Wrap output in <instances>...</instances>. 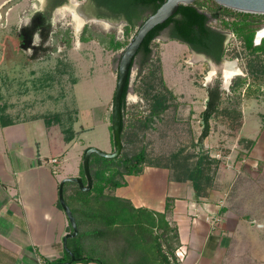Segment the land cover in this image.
Here are the masks:
<instances>
[{"label":"rangeland","instance_id":"374dc122","mask_svg":"<svg viewBox=\"0 0 264 264\" xmlns=\"http://www.w3.org/2000/svg\"><path fill=\"white\" fill-rule=\"evenodd\" d=\"M43 1L0 0V106L3 107L4 114L12 120L38 115H57L63 127H69L73 123L76 131H82L80 134L85 141L84 147L95 146L108 151L111 134L108 127L116 85L117 63L123 49L106 48L108 34L113 33L116 40L127 43L138 25L136 23L128 28L126 23H120L119 19L110 17L120 23V26L105 28L87 19L77 33L74 15L66 9H71L83 18L96 9L89 0H66L56 7L60 9L58 13H53L56 8L52 11V30L45 43L48 50L37 58H31L30 49L19 48L16 31L29 20L32 13L42 9ZM197 2L201 9L212 12L213 3L208 0ZM258 15H263L256 16L258 21L264 20V14ZM209 24L219 26L211 19ZM82 33L85 37L92 38L82 41ZM234 36L230 38L224 58L236 62L239 75L231 78L234 80L233 86L227 87L226 80L223 83L224 92L219 108L209 122L212 140H208V134L200 143L197 141L201 131L197 109H202L204 105L206 86L214 76H222L223 63L214 66L211 72L213 65L198 57L188 45L178 40H169L167 35L162 33L153 40L152 48L153 57L157 56L159 51L164 54L163 66H160L162 76L164 67L165 79L163 76L161 82L157 73L150 82L152 87H147L141 84L147 73L143 72L142 78L137 81L138 65H132L124 109L126 129L121 153L123 156L131 155L143 148L146 153L145 160L150 163L177 162L191 165L199 153L210 155V142L213 143L212 148L221 151L220 156L210 155L211 158L217 159L218 163L226 162L229 151L233 152L236 147L239 150L242 148L235 159L234 154L232 155L233 168L228 172V180L232 177V181L228 184L230 186L227 188L225 204L240 217L251 221V224L263 226L264 229V132H259L258 136V143L262 148L255 146L251 155H247L251 149L248 144L235 145L239 119L243 115L247 117V122L242 132H255L257 122L251 117L260 122L264 131V50L251 52L244 47L240 37ZM37 41L36 37L35 43ZM156 63L154 62V65ZM164 87L174 96L170 107L161 116L153 118L148 121L147 126L142 127L141 123L148 116L149 102L144 95L148 97V93L165 91ZM102 108L108 127L97 121V118H100L99 109ZM113 163L119 164L118 160ZM237 169L239 171L234 172ZM99 202L96 200L93 206L96 207ZM99 207L100 210L103 208ZM136 217L135 212L123 207L118 217L122 220V226L117 227V230L123 234L126 232L130 239L128 244L140 247L143 245L151 249L154 241L151 238L143 241L149 237V233L147 231L146 236L139 230L141 228L138 229ZM151 230L157 234V230L150 224L149 231ZM89 254L102 258L100 252Z\"/></svg>","mask_w":264,"mask_h":264},{"label":"crops","instance_id":"0c3cea01","mask_svg":"<svg viewBox=\"0 0 264 264\" xmlns=\"http://www.w3.org/2000/svg\"><path fill=\"white\" fill-rule=\"evenodd\" d=\"M163 55L159 51L162 66ZM162 70L165 79L164 67ZM202 109H197V114ZM99 112L97 121L108 127L103 108ZM251 118L257 122L255 132H242L247 122L243 115L235 138L236 146L253 142L249 152L244 149L247 155L255 146L260 147L259 132H264L260 122ZM73 130L74 137L66 142L59 125L53 121L46 125L43 115L0 123V264H113L103 262L105 256L81 260L73 255L72 250L86 255L88 249L98 253L103 247L98 240L101 234L95 239L87 236V221L77 217L78 204L69 193L63 199L74 217L77 232L63 243V237L72 232V225L59 202V183L66 177L84 176L80 163L82 152L88 147L83 146L82 131ZM208 140H212L210 134ZM108 144V151H112L111 134ZM212 144H208L209 154L220 156L221 151L212 148ZM240 150L236 147L227 153L226 162L219 163L211 185L198 197L191 181L180 174L177 165L169 163L144 164L137 173H123L110 193L135 208L166 212L177 228L179 264H264L263 226L251 224L225 204L232 181V177L228 180V172L233 168V156L235 159ZM52 158L57 161L51 162ZM216 215L221 220L213 224ZM97 227L102 228V224ZM78 232L83 234L78 237Z\"/></svg>","mask_w":264,"mask_h":264},{"label":"trees","instance_id":"16d2710c","mask_svg":"<svg viewBox=\"0 0 264 264\" xmlns=\"http://www.w3.org/2000/svg\"><path fill=\"white\" fill-rule=\"evenodd\" d=\"M164 1L165 0H89L91 5L96 9V16L107 18L113 17L115 19L122 17L126 20L128 28L133 27L136 23L139 25L141 20L145 19L148 14L154 13ZM208 1L214 5L212 12L208 13L201 9L197 0H194L191 4H179L174 14L169 16L164 22L155 25L143 37L130 65L121 93L120 106L122 123L120 132L122 142L124 131L126 129L124 123V109L126 107V95L129 89L132 65L133 63H137L138 65L136 76L138 77L137 81L140 77L142 78L145 72L147 73L144 75L141 84L146 85L147 87H152L150 82L156 77L157 73H159L161 82L163 81L160 66L161 61L158 54L153 57L154 51L152 48V42L165 31H168V38L178 40L188 45V47L194 51L202 52L211 56L216 61H219L224 56V48L222 44L225 35L220 30L211 27L207 23L210 18H214L220 21L218 25H222L223 28L240 37L244 41V46L251 52L264 50L263 43L259 45L253 44L254 30L250 21L254 20L256 16L263 15L236 11L220 6L214 0ZM65 2L66 0H51L49 3L45 4L42 9L32 13L25 24L18 27L16 31L18 46L22 50L30 49L31 58H37L48 50L45 43L52 30V11L55 7H58ZM36 37L38 38V41L35 43ZM90 38L92 37H85L83 33L80 36V40L82 41ZM125 45L126 43L116 40L113 33L108 34L106 48L117 50ZM154 62L157 63L154 65ZM145 78H148V80H145ZM164 90L165 91L148 93V97L144 95L149 102L148 116L145 118V121L141 123L142 127L147 126L148 121L153 118H158L167 108L170 107V102L173 100L174 96L166 87H164ZM223 92L219 78L213 79L206 86L204 108L199 113L201 123V131L197 140L199 143L209 134V122L219 108ZM6 116L3 107L0 106V123L3 125L12 121L7 120L8 117L6 118ZM43 118L46 125L55 121L54 123H57L60 126L61 132L63 133V139L66 142L74 137L73 123L69 127H63L60 122L61 120L57 115H52L51 117L43 116ZM109 128L112 129L111 125H109ZM111 142L114 145L112 132ZM245 144H248L249 147H251L253 142H243V145ZM85 149L82 152L80 163L83 175L82 158ZM93 154L89 157L92 188L88 191V193L93 191V195L81 192L79 185L74 182H65L62 186V194L65 200L68 198V193L75 197L73 200L77 201L78 204L75 213H77V217L87 221L88 225L87 230L85 231L87 236H94L93 238L95 239L99 234L102 235L98 240L100 244L99 246L103 247V251L100 253L106 258L103 262L113 264H179L180 257L178 250L180 248V243H178L177 240V228L168 219L166 212L159 213L147 209L135 208L127 201L114 198L110 193L112 187L120 183L119 177H121L123 173H137L141 170L144 164H151L145 160L146 153L144 149L142 148L131 155L123 156L121 153L114 158H106L98 154ZM209 156L210 155L206 156L203 155V153H199L196 161L191 165L177 162H174L173 164L171 163V165H177L180 169V174L191 181L196 197L204 194L207 188L211 185L215 170L219 164L217 159H213L211 158L212 156ZM115 160H118L119 164H114L113 162ZM119 165L122 167H119ZM84 178L85 177L83 176L82 180ZM67 188H69L70 192ZM96 200L100 202L94 207L93 205ZM99 206L103 207L101 208L102 211ZM123 207L136 213V226L138 229L141 228L139 230H141L146 236L147 231L149 233V237L145 240L143 239V241L150 240V238L154 241L151 245V249H147L143 245L140 247L139 245L134 246L131 243L128 244L127 241H130V239H128L126 232L123 234L117 230V227L122 226V220L118 217L119 211L122 210ZM100 224H102V228L97 227V225L100 226ZM150 224L157 230V234L152 230L149 231ZM108 228L109 230H107ZM82 234V232H78L77 236L80 237ZM118 242H120L119 245ZM116 244L119 248H117ZM72 252L76 259L87 260L91 259L93 256L89 253L95 252V250L90 251V249H88V251L85 252L86 255H82L81 252L76 250H72ZM66 258L68 259L67 253Z\"/></svg>","mask_w":264,"mask_h":264},{"label":"water","instance_id":"95a60500","mask_svg":"<svg viewBox=\"0 0 264 264\" xmlns=\"http://www.w3.org/2000/svg\"><path fill=\"white\" fill-rule=\"evenodd\" d=\"M194 0H165L154 13H150L147 17L140 21L138 28L134 35L129 39L126 45L121 50L119 60L117 63V74H116V85L112 97V109L110 114V125L112 127V138H113V150L103 151L95 146H88L83 154L82 167L84 171V176L86 183H83L81 177H66L62 179L58 187V198L63 208L65 214L67 215L69 221L72 225V232L63 237V243L68 236H74L77 232L76 223L71 211L63 199L62 186L65 181L76 182L82 190H89L92 186V176L89 170V157L91 154L96 153L102 157L114 158L121 154L122 151V141L120 127L122 123V113L120 106V98L124 83L127 78V74L130 65L134 59L136 51L146 33L152 29L155 25L164 22L169 16L174 14L179 6V4H191ZM220 6H224L236 11L264 14V0H214ZM85 19L93 20H107L112 22H117L107 17H98L94 13H88ZM120 23H126L124 18H119ZM258 31L255 34V43H258L261 37ZM194 52V51H193ZM195 53V52H194Z\"/></svg>","mask_w":264,"mask_h":264},{"label":"flooded vegetation","instance_id":"af4514ba","mask_svg":"<svg viewBox=\"0 0 264 264\" xmlns=\"http://www.w3.org/2000/svg\"><path fill=\"white\" fill-rule=\"evenodd\" d=\"M51 1V0H50ZM49 0H44V5L49 3L50 2ZM88 1V0H87ZM90 3V2H89ZM91 4V3H90ZM56 8V7H55ZM54 8V9H55ZM96 10L92 11L91 13H95ZM252 14H255V13H252ZM212 21H214L215 24H219L220 21H218L217 19H214V18H210ZM209 19V20H210ZM209 20L207 21V23L209 24ZM228 21H233V20H228ZM251 21V26L253 27V30H254V36H253V44L254 45H259V44H264V37H261L259 42L258 43H255V34L258 32V31H261L263 28H264V20L262 19L261 21H258L257 18H254V20H250ZM211 27L213 28H216L218 30H220L224 35H225V39L223 41V48H224V53H225V50L227 49V46L229 45V42H230V38L231 37H235L233 32H229L228 30H226L225 28L222 27V25L220 26H213L212 24H209ZM165 35L168 34V31H165L164 32ZM243 42V45H244V41L242 40ZM245 47V46H244ZM246 48V47H245ZM191 49V48H190ZM192 51H194L193 49H191ZM195 54L198 56V57H201L206 63L210 64V65H213L214 66H218V65H221V63H224V62H230V61H227L223 56L219 61H216L214 58H212L211 56H208L202 52H196L194 51ZM254 52H260V50H256ZM262 52V51H261ZM234 68H236L238 70V68L236 67V62H235V65H234ZM238 76L239 73L238 72H235L233 73V75L229 78L228 82H226L227 84V87L228 86H233L234 85V80H232L231 78H233V76ZM217 78V75L214 76V79ZM218 78L220 79V85L221 87L223 88V83L225 82V77L223 75V68H222V76Z\"/></svg>","mask_w":264,"mask_h":264},{"label":"bare ground","instance_id":"6f19581e","mask_svg":"<svg viewBox=\"0 0 264 264\" xmlns=\"http://www.w3.org/2000/svg\"><path fill=\"white\" fill-rule=\"evenodd\" d=\"M58 10H60V9L56 8L53 13L54 14L58 13ZM66 10H68L70 13H72V15H74V18H75V21H76V32L78 33L79 30H80L81 25L87 19L78 16L71 9H66ZM91 20L101 24L105 28H109L110 26H120V23L107 21V20H104V19L103 20H93V19H91ZM259 35L264 36V28L259 32L258 36ZM234 65H235V61L224 62L223 65H222L223 75H224V77H225L227 82H228L229 78L233 75V73L238 72V70L236 68H234ZM213 69H214V67L212 66L211 72H213Z\"/></svg>","mask_w":264,"mask_h":264},{"label":"built area","instance_id":"2783aa9c","mask_svg":"<svg viewBox=\"0 0 264 264\" xmlns=\"http://www.w3.org/2000/svg\"><path fill=\"white\" fill-rule=\"evenodd\" d=\"M133 64H134V63H133ZM130 80H131V72H130ZM129 87H130V81H129ZM50 161H51V162H56L57 159H56V158H52V159H50ZM220 220H221L220 217L216 215V216L213 217V219H212V223H213V224H217Z\"/></svg>","mask_w":264,"mask_h":264}]
</instances>
